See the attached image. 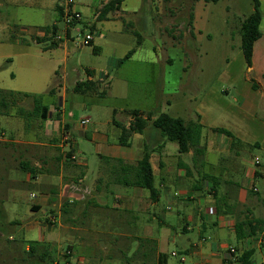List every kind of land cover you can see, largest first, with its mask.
<instances>
[{"label":"rangeland","instance_id":"rangeland-1","mask_svg":"<svg viewBox=\"0 0 264 264\" xmlns=\"http://www.w3.org/2000/svg\"><path fill=\"white\" fill-rule=\"evenodd\" d=\"M109 1L75 0L82 21L75 24L79 32L74 30L64 38L68 43V54H65L64 49L57 48L46 53L44 45L36 43L40 27L55 21V12L49 9L51 0L42 1L38 8L9 5L0 0V89L18 95H43L44 104L50 108L59 99L50 98L49 90L60 88L61 95L67 91L63 119L74 130L81 126L83 119H90L87 129L96 126L111 137V132L117 131L112 120L126 122L135 109L155 110L158 114L163 112L189 121L196 120L203 107L208 124L225 126L229 115L239 111L242 102L238 91L245 89V77H249L242 51V25L254 11L253 0H125L119 10L110 12L100 21L99 15ZM195 13L199 14L197 22ZM56 22L61 32H67L63 18L59 17ZM88 34L93 36V41L82 46ZM18 41L21 46L17 45ZM24 47L26 55L15 57ZM132 50V58L119 64ZM7 56H11V62H7ZM88 70H94L102 80L94 96L75 91L78 81L88 79ZM83 104L87 107L83 108ZM33 109V99L20 96L10 114L0 116V157H4L7 165L10 161L8 171L0 173V191L12 194L16 190L27 195L20 203L6 201L0 205V264H135L132 259L138 255L137 247L118 251L109 245L110 240L116 242L118 238L115 233L120 229L118 226L111 227L112 236L96 235L101 241L99 245L93 242L90 257L78 241L72 242V235L63 239L65 236L55 231L60 230L61 219L56 225H48L50 217H58L56 211L46 217H42L41 212L38 215L42 217L39 222L43 220L42 225L53 234L51 240L44 243L50 249V256L42 261V249L33 257L29 255L28 240L33 237L25 229L39 217L32 216L30 211L29 194L33 189L26 182L24 165L18 166L22 157L17 142L40 136L45 121L32 116ZM241 118L247 123H261L264 113L260 112L256 118L242 114ZM257 136L263 148H252L246 163H255L259 158L264 165V137ZM150 140L149 135L144 137V142ZM75 144L76 150L88 158L91 174L102 166L95 145L88 139L77 135ZM227 156L221 157L226 159ZM15 167H19V171H15ZM241 168L229 172L225 179L246 182ZM255 186L264 198V179H258L253 189ZM162 204L166 205V201ZM197 206L204 212L203 204ZM171 214L185 217L179 204H172ZM176 220L172 221L174 225L179 221ZM183 236L163 247L169 264H190V258L185 257L186 262H181L183 255L175 258L172 253L179 252L184 239L192 238L196 242L198 231ZM117 242L118 246L122 245L121 241ZM254 258L260 262L258 255Z\"/></svg>","mask_w":264,"mask_h":264},{"label":"crops","instance_id":"crops-1","mask_svg":"<svg viewBox=\"0 0 264 264\" xmlns=\"http://www.w3.org/2000/svg\"><path fill=\"white\" fill-rule=\"evenodd\" d=\"M1 1L9 5L24 4L38 8L45 0ZM51 1L49 9L54 10L55 21L41 26L36 40L37 44L44 45L46 53L54 52L55 48L49 45L53 41L59 42L56 36L61 32L60 28L56 34L46 31L47 27L55 24L58 26L56 21L61 18V3L59 0ZM261 9L262 36L254 45L252 67L248 70L249 77H245L246 87L238 91L242 102L239 111L229 115L223 127L208 124L203 107L196 120L191 118L187 121L199 122L203 126L199 152L192 149L189 153L180 154L175 142L168 141L151 126H148L144 134H134L130 147L120 145V129L117 124L128 129L133 121V110L126 122L112 120L111 123L117 128V131L111 132L112 137L101 133L96 126L93 129L80 126L74 130L63 119L66 114L64 101L67 91L61 95L60 88L50 89L48 96L59 99L60 106L58 102L56 107L53 105L50 108L48 105V118L42 123L39 137L17 142L22 157L18 166L24 165L26 182L33 189L29 194L32 216L37 217L41 212L44 215L42 217H46L56 211V216L62 221L59 224L60 230L55 231L63 234V239H67L66 235H72V242L78 241L79 246L88 250L90 257L93 242L99 245V236H112L114 231L111 227L116 225L120 228L115 232L118 238L116 242L110 240L109 245L112 250L118 251H130L137 247L138 255L132 259L135 264H169L163 247L175 241L176 237H185L196 230L198 240L184 239L178 252V255H183L181 257L190 258V264H236V258L247 251H254L252 264H264V198L260 192L255 193L253 190L258 179H264V165L257 167L255 163H246L252 148H263L257 134L264 137V119L261 123H247L241 118L242 114L256 118L260 112L264 113V0H261ZM195 17L197 22L199 14L195 13ZM17 45L21 46L20 41ZM25 49L15 57L26 55ZM57 49H64V53L68 54L66 40ZM10 57H6L9 58L7 62L12 61ZM88 71L91 72L87 73L88 79L78 82L93 81L101 84L102 80L95 71ZM59 86L62 87L61 84ZM96 94L92 90L83 93L85 96ZM86 107L83 104V108ZM139 111L144 115L152 113L153 119L159 115L155 110ZM215 129H225L232 137ZM77 135L95 145L102 166L92 174L89 172L88 158L76 150ZM148 135L151 140L144 142V137ZM65 136H69V141L64 139ZM146 151L151 155L155 197H151L150 191L141 186L137 169ZM223 154H228L226 159L221 157ZM71 155H76L77 160L73 161ZM214 157L218 160H214ZM8 165L4 157H0V173L8 171ZM240 166L246 182L225 179L232 170H240ZM19 167L14 170L19 171ZM4 194L0 191V205L6 201L20 203L27 197L24 192L16 190L12 194ZM32 194L37 197L33 198ZM164 200L166 205L162 204ZM192 203L196 208L191 206ZM172 204H179L184 209L185 217H181V214L173 216ZM199 204H203L204 212L197 206ZM42 217L36 218L26 227V232L33 237V240L28 241L46 243L51 240L53 234L50 235L49 229L42 225L43 220L39 222ZM176 219L179 221L174 225L172 221ZM244 223L258 225L260 232L256 236H249L250 229L248 226L244 228ZM237 228L241 240H238ZM118 240L122 242L121 246H118ZM107 244L105 241L106 251ZM232 248L236 250L234 256L230 252ZM257 255L260 262L255 261Z\"/></svg>","mask_w":264,"mask_h":264},{"label":"trees","instance_id":"trees-1","mask_svg":"<svg viewBox=\"0 0 264 264\" xmlns=\"http://www.w3.org/2000/svg\"><path fill=\"white\" fill-rule=\"evenodd\" d=\"M125 0H110L102 9L99 20H105L107 15L110 12H114L120 9L121 5ZM198 1H206V2H217L218 0H195ZM254 11L250 15V17L243 23L242 25V51L244 57L246 59V63L248 67H252V58L254 45L257 40H259L262 36L260 26L262 23L263 15L261 10V0H253ZM61 9V7L59 8ZM61 18H63V9L60 11ZM59 30V27L55 24L52 27H47L46 31L48 33L52 32L56 34ZM42 43V41H38ZM51 48H57L59 46L58 42H51L49 45ZM133 56V50L127 54L122 60H119V64H123L126 61L130 60ZM91 73L90 71H88ZM100 84L93 81H85L78 82L75 91L78 93H85L88 90H92L97 92L98 86ZM52 93V91H50ZM20 96H24L27 98H32L34 101V109L32 111V116L39 119L41 122L46 121L49 114V106L44 104V96L43 95H31V94H16L14 92H9L0 89V116H7L10 114V109L12 106H15L17 103V99ZM131 116L133 121L130 124V127L127 129L122 125L117 124L120 129L119 135V144L124 147H130L132 145L131 137L134 134H144L148 126L156 129L161 133V135L167 139L168 141L175 142L179 146L180 154L189 153L192 149L195 152H199L200 150V142L203 134V126L199 122H187L181 118H174L169 114L162 113L157 116V118L153 119V114L148 113L144 115L139 110H133L131 112ZM146 116V117H144ZM217 132L226 134L229 137H232V134L225 129H215ZM72 156V155H71ZM150 153L146 151L144 154V158L138 164L139 171V179L141 181V186L145 189L149 190L151 193V197H155L156 189L154 185V174L152 165L150 162ZM38 211V210H37ZM244 228L248 226L250 229L249 236H256L257 232H260L258 229L259 226H253L244 223L242 225ZM259 230V231H258ZM237 237L238 240H241V236H239V229L237 228ZM29 248L27 251L29 255L33 257L36 253L42 249L41 260L44 261L46 258L50 256V249L44 242L40 241H29ZM264 249V245H263ZM254 256V251H247L242 253L238 258H236V264H252V258ZM163 264V262H162Z\"/></svg>","mask_w":264,"mask_h":264},{"label":"built area","instance_id":"built-area-1","mask_svg":"<svg viewBox=\"0 0 264 264\" xmlns=\"http://www.w3.org/2000/svg\"><path fill=\"white\" fill-rule=\"evenodd\" d=\"M63 9V19L65 21V24L67 26V32H61L56 36V40L57 41H61L64 38H67L71 32H73L74 30H77L78 32L80 31L79 29H77V26H75L76 23H79L82 21V14L81 12L78 10V8L76 7V2L75 0H66L64 3H61L60 5ZM93 41V36L92 35H86L83 39L82 42V46L85 45H90L91 42ZM90 119H83L81 121V126L82 127H87L90 124ZM64 139L66 141H69V136H65ZM71 159L73 161L77 160V156L76 155H72ZM255 165H261V161L259 158L255 159ZM254 192H259V190L257 189V187H254ZM33 198H36L37 195L36 194H32ZM59 223V219L58 217H50V220H48V225H56ZM264 241V238H263ZM231 254L234 256L236 254V250L234 248L230 249ZM172 256L177 258L179 257L177 252H173ZM181 262H185V257H181Z\"/></svg>","mask_w":264,"mask_h":264}]
</instances>
